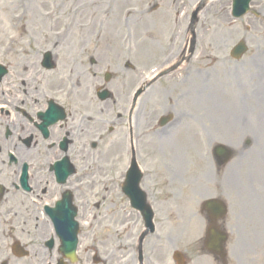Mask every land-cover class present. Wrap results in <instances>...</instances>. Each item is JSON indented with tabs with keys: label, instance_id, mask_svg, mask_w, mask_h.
Here are the masks:
<instances>
[{
	"label": "rangeland",
	"instance_id": "374dc122",
	"mask_svg": "<svg viewBox=\"0 0 264 264\" xmlns=\"http://www.w3.org/2000/svg\"><path fill=\"white\" fill-rule=\"evenodd\" d=\"M172 1H174V4ZM198 1L0 0V52L5 43H15V46H17L15 49L18 51V54L12 53L8 58L5 57L8 60L7 62H14L13 56L17 55L20 60L33 62L35 57H37V55L35 56V51L39 49V43L46 45L48 43H68L63 49L65 56L71 53L68 49L69 44L71 45L70 49L73 50L74 46H77L78 43H93V45L97 43L98 46L92 48L91 51H88L91 48L88 45L83 54L85 61L96 48L101 57V64L103 62L102 59L106 60V58H109V60H112L110 62L114 65V68L122 71L120 77L114 79V84L116 88L122 89L123 86L118 84H122V80L126 78V96L120 95L119 97L116 95L115 97V99L119 97L117 103L123 105L128 92L133 87L135 88L139 85L141 74L150 65H153L159 60L157 58L160 55L166 54V51L174 43H177L180 47L185 43V31L182 27L184 26V21L187 23V19L191 15V10ZM232 1L218 0L214 3L212 2L206 6L200 15V22L197 27L199 42L197 54L194 59V66L195 68L198 67L204 71L206 70L207 73L211 74V77L208 79L204 73L203 75L193 74L186 81H176L177 84L174 81L163 79L160 87L157 85L153 86L152 94L154 99L160 97L163 100L162 105L156 106V109L160 110H158L159 112L157 111L158 113L154 111L156 116L165 112L163 111V105L165 104L172 110L170 102L175 103L176 96L180 94V105L174 107V110L176 108V112H187L189 115L192 114L196 119L200 118L207 124L208 119L211 121V125H214L213 120L217 122L218 118L216 116L218 114H214L211 109H216L214 105L217 102L208 104L207 96L210 94V98L213 100L214 98L211 92H215L217 88H225L221 91L227 100L224 106V108L226 107L225 114L226 116H230L225 121L227 137L225 136V138L216 141L226 142L237 149L241 145V139H243H240V136L243 135L242 137H245L247 134L256 135V133L249 131L250 125H259L258 135L264 136V93L259 99L257 93L253 89L251 90L254 82L260 83L264 88V71H261L262 69L264 70V22L255 21L245 16L239 20H233L229 14ZM91 2L96 3L91 4ZM155 5H158L160 9L157 11L154 10ZM263 8L264 2L259 10L261 11ZM183 10L187 11L189 16L186 20L184 19L182 25L179 27V11ZM24 16H26L25 19ZM246 16L250 15L248 14ZM177 35L178 38H176ZM242 39H245L247 42L249 50L242 60L237 61L230 56L229 51L235 43ZM125 43L126 51L124 50ZM179 46L176 49H180ZM145 48L149 50V53L145 52ZM125 59L126 61H130L133 68H123ZM68 62L69 60L67 59ZM85 63H82L83 67ZM257 68L262 73L258 72L256 70ZM19 69L20 73L23 74L24 69L21 67ZM246 73H250V76L256 75L258 78H248V76L244 75ZM206 83H208L209 88L206 87ZM248 84H250L249 87ZM195 85H199L197 90L193 89ZM241 85H244V87ZM252 92L257 96L256 108L253 111L243 106L244 103H251L249 96H252L250 94ZM184 97L186 98L184 99ZM150 109L151 107L148 108V106H145L144 97L141 98L135 115L136 122H139L140 128L146 127L149 121H153V119L150 120L148 117L144 118L145 112H150ZM201 109L206 110L203 113ZM211 113L212 115H210ZM245 116L247 117L246 119H244ZM139 117L143 121H140ZM145 120L146 122H144ZM218 122H220V119H218ZM254 136L252 137L253 139ZM173 141L177 142V138L174 137ZM257 143L261 146L256 147L255 150H251L250 152L248 150L247 153L249 154L246 155L263 161L264 145L262 146V144L264 140H257ZM110 145L112 144L110 143ZM122 146L123 144H117L120 155L123 152ZM158 146H164L162 152L165 155L161 150L155 151ZM190 147H186V152L188 154L187 158L191 159L192 162L190 169L184 174L187 173L188 177L195 175V177H191L193 181L192 187L187 183L188 187L193 188L192 193H198L196 195L194 194V202L192 200L191 203L193 204L192 207H194L196 206L195 204H199L205 198L204 196L209 194L204 195L207 190H204L202 186L205 184L203 172L206 166L202 157L207 144L200 143L196 132H194V143L193 145L190 144ZM137 151L138 161L141 165L144 168L147 167L155 170L156 175L153 174L152 179L156 178L159 184H167L164 180L166 175L170 174L177 181L178 169L180 170L182 168V158L175 150L173 151L171 146L168 147L165 143L159 144L153 142L151 139H145L141 142ZM174 156L178 157V161ZM120 158L109 163L104 161V156L102 155V168L100 167L102 174L100 178L107 175H117L119 170L125 166L123 154ZM165 162L167 163L165 164ZM184 174L179 173L180 178ZM243 175L244 172H240V175H237V177L243 179L245 183L249 182V178ZM184 178L187 177L185 176ZM196 180L202 185L198 184ZM150 183L152 187L154 181L151 180ZM171 186L161 187L163 190L159 193L171 196ZM99 199L102 200V195H99ZM122 200L123 198L115 189H111L107 193V198L102 200L103 204L97 209V219L94 221L95 223L92 229L89 226L91 224H86L88 227L87 230H91L83 242V249L79 248V259L75 264H94L93 255L95 252H98L100 258L103 260H108L107 264H126V245H133L139 231L140 223L137 215L127 216L126 202ZM176 205H179V201L173 204L171 203L169 206L159 205L160 207L157 209L160 211L161 217L168 216L169 223L160 225V235H153L145 242L144 248L147 252L149 250L151 251L152 245L154 244L164 245L162 247L163 249L158 250L155 253V257H152L153 259H157L160 256L161 264H172L171 260L169 261L166 258L167 251L172 249L169 246L172 243L165 242V238L162 239L160 236L164 237V235L168 234L175 241L177 231H173L174 228L182 227L184 229V236L186 231L189 233L188 227H190V222L192 223V229L199 222L198 219L197 221L196 219H194L195 221L189 220L190 216L187 212H183L185 217L181 222L176 220L178 216L173 214ZM167 208L170 209L167 213H163L162 210ZM104 209L107 210L106 215L103 213ZM98 214L103 216L98 217ZM128 230H130V233H128ZM159 239L162 240L160 241ZM180 239L182 238H178V240ZM257 242L258 245H261L262 239H258ZM161 252L164 254H160ZM131 253H133L132 247ZM132 264H134L133 261Z\"/></svg>",
	"mask_w": 264,
	"mask_h": 264
},
{
	"label": "flooded vegetation",
	"instance_id": "af4514ba",
	"mask_svg": "<svg viewBox=\"0 0 264 264\" xmlns=\"http://www.w3.org/2000/svg\"><path fill=\"white\" fill-rule=\"evenodd\" d=\"M70 47L69 52L76 55L63 56L61 62L55 55L57 66L53 71L43 68L42 57H38L37 63H27L22 74L17 56H13L15 61L6 65L8 73L0 78V264H50V249L45 247L51 230L47 207L68 191L78 206L90 205L97 196L96 185L88 191L78 192L84 180H91L82 178L80 170L86 166L92 169L96 158L93 149L96 144L109 141L107 132L113 134L116 131L122 142L125 137L118 127L123 131L126 122V113L119 112L120 105L98 103V73L104 68L100 65L97 49L85 61L83 54L87 46L76 51ZM176 48L173 44L166 56L177 53ZM145 52L149 53V50L145 48ZM3 57L0 55V59ZM106 67L113 69V65ZM68 70L70 77L66 78ZM109 85L114 91L113 81ZM116 91L120 95L126 91V86L116 88ZM147 116L154 119V115ZM153 126V121H149L144 128L137 125L134 132L140 135L143 129ZM152 134L157 137L159 130L154 129ZM111 154L102 155L108 158ZM66 158L68 166L72 162L71 168L76 171L63 181L68 166L61 168L59 174L57 167L65 164ZM61 160L63 163L56 165ZM248 162V169L255 167L253 159ZM222 168L219 167L220 172ZM261 171L264 188V168ZM221 173L223 175L218 178L223 193L226 174ZM210 177L207 170L206 178ZM255 193L264 198V191L260 194L253 185L248 195ZM241 196L240 191L234 192L236 218L247 207V201H242ZM260 203L254 205L256 215L247 217L264 222V200ZM201 214L206 230L213 219L208 212L201 211ZM222 222L219 227L224 229ZM202 241V247L193 254L195 258L206 256L212 258L213 264L230 263L225 251L209 253L204 248V238ZM185 260L187 264L192 263L186 255Z\"/></svg>",
	"mask_w": 264,
	"mask_h": 264
},
{
	"label": "bare ground",
	"instance_id": "6f19581e",
	"mask_svg": "<svg viewBox=\"0 0 264 264\" xmlns=\"http://www.w3.org/2000/svg\"><path fill=\"white\" fill-rule=\"evenodd\" d=\"M211 1H216V0H211ZM96 2H91V4H95ZM91 4H89V5H91ZM14 18H15V16H13ZM25 17L26 16H24V19H25ZM198 86L199 85H195V87H194V90H197L198 89ZM242 87H244V85H241ZM250 86V84H248V87ZM252 88H251V90L253 89L254 90V92H256L257 94H258V96L259 97H261L262 95H263V93H264V88H263V86H261L260 85V83H258V82H255L252 86H251ZM250 90V91H251ZM224 95L222 94V91H221V89H218L217 91H216V93H215V97L213 96V100H211V96L209 95V96H207L208 97V99H207V103L209 104V103H212V102H217L215 105H214V107H216V109L214 108V109H211L212 110V112L214 113V114H218V116H216V118H218V119H220V123L221 122H224V121H226V120H228L229 119V117L230 116H226V114H225V108H224V106H225V104L223 103V101H222V97H223ZM148 101V100H147ZM147 101H146V103H147ZM145 103V105H147ZM151 103H152V106H153V104L155 103V102H153V101H151ZM224 104V105H223ZM246 109H247V107L246 106H244ZM210 109V108H209ZM208 109V110H209ZM205 110L206 109H201V111L204 113L205 112ZM210 115H212V113L210 114ZM230 115V114H229ZM226 116V117H225ZM171 137L169 136L167 139L169 140Z\"/></svg>",
	"mask_w": 264,
	"mask_h": 264
},
{
	"label": "water",
	"instance_id": "95a60500",
	"mask_svg": "<svg viewBox=\"0 0 264 264\" xmlns=\"http://www.w3.org/2000/svg\"><path fill=\"white\" fill-rule=\"evenodd\" d=\"M248 2H249V0H245V1H243V5H241V4L238 2V0L236 1L235 6H236L237 9L239 10V11H238V14H239V15L242 14V13H244V12L247 10ZM241 8H242V10H241ZM239 48L242 50L240 53H242L243 50L245 49L244 46H242V48H241V46H240ZM134 167H136V164H134Z\"/></svg>",
	"mask_w": 264,
	"mask_h": 264
}]
</instances>
